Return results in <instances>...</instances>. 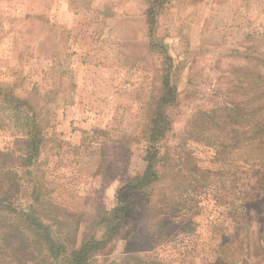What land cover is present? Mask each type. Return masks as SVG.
<instances>
[{"label":"rangeland","instance_id":"1","mask_svg":"<svg viewBox=\"0 0 264 264\" xmlns=\"http://www.w3.org/2000/svg\"><path fill=\"white\" fill-rule=\"evenodd\" d=\"M150 4L0 0V82L19 95L37 88L54 99L35 179L81 219L93 220L100 202L115 206L120 173L131 176L144 168L165 65L150 35ZM155 35L175 57L179 93L166 109L171 131L158 142L165 172L147 192L128 194L135 223L142 207L156 205L159 215L132 242L163 264H264L257 218L250 251L240 238H231L233 202H241L261 168L247 158L258 156L256 151L233 148L247 144L239 142L243 123L222 124L224 132L219 124L204 125L201 132L193 124L200 109L240 98L234 84L245 75L237 78L233 68L264 65V0H166L156 15ZM0 119V149L13 148L18 129L6 124L8 118ZM200 133L204 136L197 139ZM216 139L228 149L218 154L208 143ZM260 201L264 213V197ZM123 239L129 240L111 241L100 257L122 253Z\"/></svg>","mask_w":264,"mask_h":264},{"label":"trees","instance_id":"2","mask_svg":"<svg viewBox=\"0 0 264 264\" xmlns=\"http://www.w3.org/2000/svg\"><path fill=\"white\" fill-rule=\"evenodd\" d=\"M165 3L166 0H151L149 7L148 23L153 46L163 54L165 65L163 93L157 102L156 115L151 120L142 156L144 168L131 176L120 173L123 180L116 189V205L106 208L100 202L93 220V217L81 219L77 214L68 212L51 197L46 183L35 179V167L37 165L38 170L41 164L47 129L52 122L54 99L37 88L27 95H19L12 86L0 82V109L5 111L0 112V118H8L10 122L6 124H13L18 129V133L13 134L15 146L0 149V264H163L157 258L147 257L144 250L132 242V239L139 241L142 238L141 233L148 226L150 228L147 223L153 222L155 214L158 218L157 207H142V213L135 223L130 217L128 194L142 190L147 192L165 172L164 154L158 142L171 131L172 121L166 109L175 103L179 93L173 78L175 57L155 35L156 15ZM259 64L248 69L233 68L237 78V75H245L242 80L236 79L234 84V90L240 93V98L230 99L209 110L200 109L193 124H197L201 132L205 131L204 125L225 126L228 123L231 127L243 123L245 135L239 142L244 140L247 144L233 148L236 151L243 148L246 154L256 151L258 156L251 158L247 155V158L254 160L253 164L261 165V168L255 170V182L239 197L241 202H233L231 216L234 231L231 238H240L245 249L250 251L252 220L255 217L258 246L264 253V213L261 212L262 207L258 208L262 202L260 198L264 197V65ZM220 119L223 120L215 122ZM223 126L221 132H224ZM200 135L196 138L199 139ZM22 137H25L26 144L22 143ZM208 143L216 148L218 154L228 149L225 141L220 139ZM152 200L149 196V203ZM179 203L175 202L177 205ZM236 205L242 206V212L238 211ZM188 207L189 211L194 209L193 205L189 204ZM253 210L256 211L255 215ZM129 231L131 233L128 234ZM122 237L129 239H123L125 244L122 253L113 258L100 257L99 254L106 251L111 241ZM110 251L114 252V249Z\"/></svg>","mask_w":264,"mask_h":264}]
</instances>
